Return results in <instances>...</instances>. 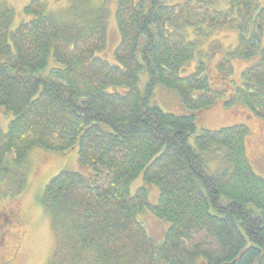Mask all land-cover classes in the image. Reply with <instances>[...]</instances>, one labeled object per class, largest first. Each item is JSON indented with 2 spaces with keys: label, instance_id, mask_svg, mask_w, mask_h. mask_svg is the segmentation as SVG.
I'll return each mask as SVG.
<instances>
[{
  "label": "trees",
  "instance_id": "obj_1",
  "mask_svg": "<svg viewBox=\"0 0 264 264\" xmlns=\"http://www.w3.org/2000/svg\"><path fill=\"white\" fill-rule=\"evenodd\" d=\"M170 1L116 0V65L96 56L106 43L103 12L87 33L38 0L14 29V12H0V111L12 115L0 130V176L20 171L33 148L75 149L89 169L59 172L38 198L55 231L47 264H264V179L247 160L248 127L198 129L196 116L221 97L200 45L225 29L237 44L217 66L222 82L232 58L255 60L224 105L241 103L264 122V8L259 0H228L225 10L217 0ZM156 86L196 115L151 106ZM222 149L230 167L212 172L206 158ZM138 178L158 189L154 205L145 187L131 190ZM24 179L16 173L14 182ZM144 210L167 225L158 246L138 220Z\"/></svg>",
  "mask_w": 264,
  "mask_h": 264
},
{
  "label": "rangeland",
  "instance_id": "obj_2",
  "mask_svg": "<svg viewBox=\"0 0 264 264\" xmlns=\"http://www.w3.org/2000/svg\"><path fill=\"white\" fill-rule=\"evenodd\" d=\"M44 7L46 14L81 29L87 33L93 21L100 13L106 17V43L105 47L96 53V56L116 65L114 51L119 43V33L116 26V0H38ZM182 0H171L175 4ZM30 0H0V12L11 9L14 18L11 28L14 29L21 21L28 20L23 9ZM228 0H217V9L225 10ZM264 8V0H259ZM262 43L264 44V34ZM237 44V35L230 30H217L200 45V55L205 56L206 72L214 87L219 88L221 97L209 108L195 112L182 105L178 94L162 86H156L150 98V105L157 107L164 113L175 115H196L198 129L217 130L236 124H245L248 127V137L245 144L248 163L255 175L264 179V122L255 118L241 103H224L232 98L234 89L241 85V74L249 67L253 60L232 58L230 60L231 74L222 82L218 73V64L226 53H229ZM196 60L189 63L188 67L194 69ZM138 88L144 91L147 83L145 71L138 75ZM220 83H219V82ZM12 115L0 111V130L5 132ZM193 142V138L190 139ZM216 149V148H214ZM220 151V152H219ZM216 150L208 155L206 164L213 172L223 170L229 166L224 159V151ZM12 154L6 156L8 168H14ZM89 172V169L80 167L77 160V151L50 152L41 148H33L27 154V162L20 170H10L7 175L0 176V215L9 216L15 213L18 222L10 228L7 235V253H11L17 246V255L13 264H47L53 258L56 240L55 231L51 220L45 215L38 204V198L43 193L47 183L61 171ZM86 170V171H85ZM25 176L24 181L14 182L16 173ZM23 183V189L19 187ZM145 187L147 201L154 205L158 198V189L154 185H145L140 178L131 185L135 191ZM148 236L155 245H160L167 225L156 219L148 210H144L138 217Z\"/></svg>",
  "mask_w": 264,
  "mask_h": 264
},
{
  "label": "flooded vegetation",
  "instance_id": "obj_3",
  "mask_svg": "<svg viewBox=\"0 0 264 264\" xmlns=\"http://www.w3.org/2000/svg\"><path fill=\"white\" fill-rule=\"evenodd\" d=\"M18 222L15 213H10L9 216L0 215V264H13L17 255V246L14 247L11 253H7L8 241L7 235L10 228Z\"/></svg>",
  "mask_w": 264,
  "mask_h": 264
}]
</instances>
